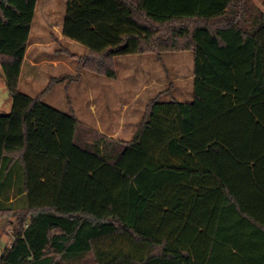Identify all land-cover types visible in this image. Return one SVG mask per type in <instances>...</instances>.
Returning a JSON list of instances; mask_svg holds the SVG:
<instances>
[{"label":"trees","instance_id":"obj_1","mask_svg":"<svg viewBox=\"0 0 264 264\" xmlns=\"http://www.w3.org/2000/svg\"><path fill=\"white\" fill-rule=\"evenodd\" d=\"M37 0H0V264H264V12L253 0H67L84 68L193 53L192 100L153 99L129 141L19 92ZM21 175L16 199L6 195Z\"/></svg>","mask_w":264,"mask_h":264},{"label":"rangeland","instance_id":"obj_2","mask_svg":"<svg viewBox=\"0 0 264 264\" xmlns=\"http://www.w3.org/2000/svg\"><path fill=\"white\" fill-rule=\"evenodd\" d=\"M253 3L264 12V0H253ZM66 4L67 0H37L24 59L27 65L32 62L36 67L26 66L19 92L33 98L40 95L46 105L63 112H68L64 100L68 95L74 113L81 120L86 117V109L90 110L89 106L93 105L89 123H80L82 129L87 127L106 138L123 142L129 141L137 130L148 105H145L147 99L154 96L161 99L162 94L166 101L168 93L177 101L186 102L188 96L191 99L192 80L188 77L191 71L193 73L191 51L161 53L159 58L156 54L117 57L113 61L115 77L85 69L82 59L88 55L87 48L64 38L61 33ZM143 59L148 61L144 63ZM142 72L154 80L144 82L149 89L141 92L138 100H133L134 92L142 87V82L137 80ZM65 84L68 94L64 92ZM10 108L11 97L0 72V114L8 113ZM114 132L116 136L109 134ZM12 180L6 195L9 199L18 198L15 203L21 206L22 198L17 195L21 188L19 171L16 170ZM7 221L8 218L0 220V253L12 241V228Z\"/></svg>","mask_w":264,"mask_h":264},{"label":"crops","instance_id":"obj_3","mask_svg":"<svg viewBox=\"0 0 264 264\" xmlns=\"http://www.w3.org/2000/svg\"><path fill=\"white\" fill-rule=\"evenodd\" d=\"M71 42H73V41H71ZM145 59H143V61H144ZM146 61H148V60H145L144 61V63H146ZM26 66H29L28 68L29 69H31V68H33L35 65H34V63H32L31 62V64L30 65H27L26 64V62L24 61V63H23V65H22V69H21V75H20V79H19V85H20V83H21V79H22V74H23V71H24V69L26 68ZM36 67V66H35ZM194 70V69H193ZM189 76V79L190 80H192V82H193V77H194V73H192V71L190 72V74H188ZM184 76V75H183ZM146 77H149V79L148 78H146ZM137 80H139V81H141L142 82V84H141V89H140V91H136V92H134V94H133V100H138L139 99V97H140V93L141 92H143V91H146V90H148L149 89V87L144 83V82H146V81H153L154 79L153 78H150V75H147V73H140L139 75H137ZM192 82H191V85H192ZM19 85H18V87H19ZM192 89H193V85H192ZM64 92L66 93V94H68V91H69V88H68V85H64ZM100 93H101V91H100ZM161 93V92H160ZM158 94V93H157ZM171 94V93H170ZM170 94L168 93V99L169 100H164L163 101V99H162V97H164L162 94H161V99H159V101H161V102H168V101H171L172 99L173 100H175L172 96H170ZM188 94V92L186 93V95ZM187 97V96H186ZM185 97V98H186ZM189 97V96H188ZM186 98V102H181V101H179V102H181V103H188V102H191V100H192V90H191V99L190 98ZM155 98V96L154 97H152V98H150V99H147V103L145 104V105H147V104H149L150 103V101L151 100H153ZM180 98H182L181 96H180ZM64 100H65V104L67 105V109H68V112H64V113H72L76 118H77V120L79 121V123H89L88 122V117L90 116V115H93V113H91L93 110H94V106L93 105H91V106H89L91 109L90 110H87L86 109V117L83 119V120H81V119H79L78 117H77V115L74 113V109H73V106H72V103H71V100L69 99V97H68V95H66V97L64 98ZM177 101V100H176ZM58 110V109H57ZM60 111V110H59ZM61 112H63V111H61ZM96 123H98V122H96ZM136 131H134L131 135H132V137L134 136V133H135ZM109 134H111L112 136H116L117 134L114 132V133H109ZM131 137V138H132Z\"/></svg>","mask_w":264,"mask_h":264},{"label":"built area","instance_id":"obj_4","mask_svg":"<svg viewBox=\"0 0 264 264\" xmlns=\"http://www.w3.org/2000/svg\"><path fill=\"white\" fill-rule=\"evenodd\" d=\"M9 245H10V244H9ZM9 245H8V246H9Z\"/></svg>","mask_w":264,"mask_h":264}]
</instances>
